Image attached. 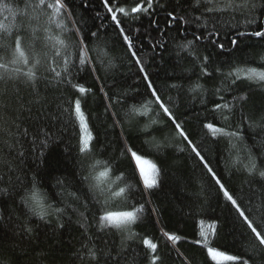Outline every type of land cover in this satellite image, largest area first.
<instances>
[{"label":"trees","instance_id":"obj_1","mask_svg":"<svg viewBox=\"0 0 264 264\" xmlns=\"http://www.w3.org/2000/svg\"><path fill=\"white\" fill-rule=\"evenodd\" d=\"M0 264H264V0H0Z\"/></svg>","mask_w":264,"mask_h":264},{"label":"rangeland","instance_id":"obj_2","mask_svg":"<svg viewBox=\"0 0 264 264\" xmlns=\"http://www.w3.org/2000/svg\"><path fill=\"white\" fill-rule=\"evenodd\" d=\"M140 164H141V172H142V176L145 180V178H149L150 176H153L154 173V168L152 166V164H150L149 162L146 161H141L140 160ZM129 213H116L113 214L111 216L112 219H114L115 221H121L123 218H127V216H129Z\"/></svg>","mask_w":264,"mask_h":264}]
</instances>
